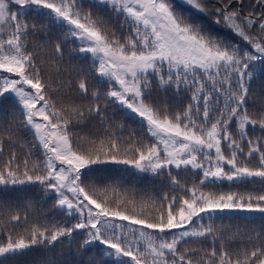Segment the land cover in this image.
Returning <instances> with one entry per match:
<instances>
[{"label": "snow or ice", "instance_id": "6c2138e0", "mask_svg": "<svg viewBox=\"0 0 264 264\" xmlns=\"http://www.w3.org/2000/svg\"><path fill=\"white\" fill-rule=\"evenodd\" d=\"M11 2L64 28L66 39L79 41L80 52L93 58L97 78L109 85L104 99L139 119L155 142L141 144L130 137L128 147L122 149L118 138L109 135L101 138L98 145L95 140L87 141V149L74 147L70 129L90 117L104 123L108 103L101 105V93L93 91L94 103L88 107L69 103L58 108L48 90L70 89L71 83L53 86L51 80L44 79L36 53L28 50V36L30 31H36V25L30 28L18 18L19 13L9 11V0H0V105L14 98L22 123L32 131L43 156L42 161L32 162L29 167L28 158L20 160L11 151L9 158L0 162V185H39L42 191L56 197L57 210L77 220L71 227L33 224L26 229L27 238L18 235L13 239L9 235L6 243H0V264L33 249L55 247L80 230L87 239L77 251L99 243L105 246V258H115L119 264H264V237H257L261 243L254 250L241 249L234 256L222 240L217 251V234L211 222L193 226L205 214L211 221V214L216 212L264 214V193L216 196L197 186L183 189L171 177L173 169H194L202 175L200 184L245 178L264 182V144L246 136L249 127L259 125L264 131V100L253 113L248 108L255 103L250 87L257 67L264 68V10L245 15L243 0H235L240 8L232 6L233 0H217L219 6L211 10L210 0H180L198 13L214 15L215 23H222L255 49L254 54L205 32L199 23L189 22L176 11L172 0H87V9L85 0ZM256 3L264 9V0ZM93 9H107L113 17L121 18V28L129 32L123 43L115 31L109 30L105 17ZM55 51L61 53L59 43ZM78 91L88 99L83 80L78 83ZM181 91L189 94L190 103L176 110L168 102V93L179 95ZM122 128L118 126V130ZM233 129L238 130L239 141ZM16 135L14 121L0 109V156L5 144L10 149L16 147ZM225 150L230 155L226 156ZM122 151L124 158H120ZM240 156L247 160L256 156L258 166L249 167ZM109 163L132 165L153 174L167 172L172 183L188 192L190 198L165 195L166 209L158 212L155 222L121 211L119 205L124 201L110 207L104 191H98L94 181L88 182L99 171L94 166ZM225 166L230 170L225 171ZM96 195L105 203L94 198ZM4 207L0 204V210ZM5 214L0 211V215ZM7 215L10 223L22 220L19 213ZM23 220L27 222L26 215ZM209 237L210 252L184 247Z\"/></svg>", "mask_w": 264, "mask_h": 264}, {"label": "trees", "instance_id": "16d2710c", "mask_svg": "<svg viewBox=\"0 0 264 264\" xmlns=\"http://www.w3.org/2000/svg\"><path fill=\"white\" fill-rule=\"evenodd\" d=\"M172 3L176 6L177 12L184 15L189 22L201 24L205 32L220 37L227 42L235 43L255 54V49L250 48L246 42L241 41L222 23H215L214 15L198 13L183 5L180 0H172ZM218 6L217 0H210V10ZM232 6L235 8L241 7L235 0H233ZM88 7L87 0H85L84 8L87 9ZM10 10L19 13L18 18L26 21L30 28L31 25H36V31L34 33L30 31L28 36V50L36 53L37 65L44 79L51 80L53 86L60 82H63L64 85L70 82L72 85L70 89L62 87L55 92L51 89L48 90L58 108L69 103L88 107L94 103L91 100L93 91L101 93V105L108 103L104 99L103 93L109 88V85L101 83L97 78V73L93 70V58L90 54L80 52L81 45L79 41L66 39L68 33L64 28L38 15L32 9H24L11 3ZM262 10L264 9L257 5L256 0H243V14L247 15L249 12L257 14ZM93 11H99L105 17L109 24V30L115 31L117 37L123 43L129 32L126 28H121V18L113 17L107 9H93ZM255 27L257 26L254 25ZM252 34L255 35V32ZM57 43L61 46L62 54L55 51ZM80 80H83L88 87V99H85L78 91ZM66 92L68 95H65ZM250 92L255 101L254 104L250 103L248 105L251 114L264 100V68L257 67ZM13 99L12 97L6 99L0 105V109L3 110L4 115L10 121H14V126L17 129V135L13 138L16 147L10 149L5 144V151L0 156V162L7 160L10 152L14 150L20 160L28 158L30 161L29 167H31L32 162L42 161L43 156L39 145L34 141L32 131L24 127L22 123L23 116L14 104ZM167 99L176 110H180L190 103L189 94L183 91L179 95H173L169 92ZM103 116L105 118L104 123H101L99 118L90 117L79 126L70 129L74 137V147L80 146L82 149H87L89 147L87 141L95 140L98 145L101 138L106 139L109 135L118 138L117 142L122 149L128 147L130 137L141 144L150 145L155 142L139 119L115 104L108 103ZM118 126H123L122 130H118ZM109 127H111L112 132L105 131ZM233 136L237 141L240 140L237 129H233ZM246 136L253 141L264 144V131L261 130L259 125L255 128L249 127ZM246 151L247 145L245 143ZM127 155L130 157L131 153ZM225 155H230V153L225 150ZM124 156L125 153L122 151L120 158H124ZM239 159L248 163L249 167L255 168L258 166L256 156H253L250 160H247L244 156H240ZM94 167H98L99 171L94 173L92 179L88 182L94 181L98 191H104V195L108 198L107 204L110 207L115 208L119 201H124L123 204L119 205L120 210H126L129 215H138L140 218H147L155 222L158 212L166 209L163 200L165 195L169 198L173 196L190 198L188 192L182 191L181 188H177L172 183L167 172L163 174L141 173L129 169L125 165L111 163ZM171 177L178 181L183 189H191L193 186H197L200 191L213 193L216 196L222 194L246 196L248 194L264 193V182L260 178L200 184L202 175L199 170L194 169H173ZM90 194L92 193L90 192ZM94 198L105 203L103 197L99 195L94 196ZM55 200L54 195L45 193L39 185L25 184L10 187L0 185V204L5 206L0 211L6 213L0 215V243H6L9 235L13 239L18 235H24L27 238L26 229L33 224L42 227L50 225L71 227L75 224L76 219L68 217L54 207ZM7 213H19L22 217L21 222L10 223V216ZM25 215L27 216L26 223L23 220ZM210 222L216 230L218 252L221 240L224 242L226 250L235 256L241 249L254 250L261 243L257 237H264V214L248 216L238 213L216 212L212 214L211 221H209L208 216L203 217L200 220V225L207 226ZM85 239H87L86 233L80 230L73 233L71 238L62 239L55 247L33 249L25 255H17L5 260L2 264H49V262H55V264H119L118 261H115V258H105L103 255L105 246L99 243L93 244L86 251H77ZM193 239L195 240V238ZM211 245L212 238L209 237L208 239H201L199 243L190 242L184 247L195 249L197 252H210Z\"/></svg>", "mask_w": 264, "mask_h": 264}, {"label": "rangeland", "instance_id": "374dc122", "mask_svg": "<svg viewBox=\"0 0 264 264\" xmlns=\"http://www.w3.org/2000/svg\"><path fill=\"white\" fill-rule=\"evenodd\" d=\"M12 2H11V0H9V11L10 12H12L11 10H10V4H11ZM8 31H10V29H8ZM128 112V111H127ZM128 113H130V112H128ZM131 114V113H130ZM121 165H125V164H121ZM125 166H127V167H129V169H132V170H135V171H137V172H141V171H139L138 169H136L135 167H133L132 165H125ZM230 170V168H229V166H225V171H229ZM141 173H151V172H141ZM245 179H256V178H245ZM225 181H227V180H225ZM219 213H226V214H234V213H238V214H242V215H248V216H253V215H261V213H259V212H247V211H241V210H237V211H224V212H219ZM212 214H214V213H212ZM211 214V215H212ZM207 215L205 214L203 217H206ZM193 226L194 227H198V226H200V221H195L194 222V224H193ZM102 245V244H101ZM126 264H127V262H126Z\"/></svg>", "mask_w": 264, "mask_h": 264}]
</instances>
